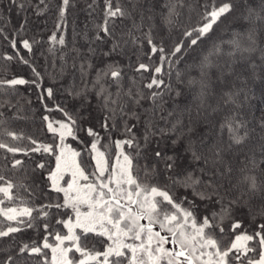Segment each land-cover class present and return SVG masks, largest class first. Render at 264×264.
<instances>
[{
  "label": "snow or ice",
  "instance_id": "1",
  "mask_svg": "<svg viewBox=\"0 0 264 264\" xmlns=\"http://www.w3.org/2000/svg\"><path fill=\"white\" fill-rule=\"evenodd\" d=\"M157 2L128 0L131 7H127L116 0L114 7L113 0H104L103 20L94 24V37L89 39L87 33L83 37L90 45L111 42L107 51L99 53L101 58L122 55L129 42L136 47L146 42L149 51L145 55L151 63L139 62L138 57L134 69L141 79L143 73L151 74L142 88L136 87L134 77L129 78V87H124L123 68L114 59L96 68L95 78L89 82L85 79L87 70L95 66L83 61L79 65L80 88L77 90L73 82L71 90L65 89L79 98V110L70 113L57 104L55 110L66 120L43 117L54 143L4 131L12 141L29 142L18 146L0 139L3 158L11 155V169L18 171L25 166L24 159H17V155L30 158L47 154L51 159L36 162L32 171H46L47 186L63 194L57 197L62 202L32 204L33 188L38 187L34 181L31 185L17 184L0 174V239H14L15 234L28 229L44 233L39 241L21 243L17 256L39 257L38 264H264V223L249 234L235 215L237 209L247 208L250 215L264 218V204L258 212L251 207L254 199L264 201V179L255 172H246L251 165L264 175V109L251 127L253 122L241 111L257 98L256 81L264 83V0H241L243 10L238 19L245 23L239 31L230 30L227 39L213 36V32L234 13V0L219 4L217 0H205L198 21L191 27L180 20L179 9L191 8L185 0H164L159 13ZM9 3L24 7L18 0ZM69 4L70 0L61 2L57 31L66 27ZM45 10L38 8L37 14ZM156 15L168 30L167 39L152 36ZM117 19L131 21L124 34L128 39L114 36ZM146 20L150 22L148 30L142 31ZM26 23V18L22 19L20 27ZM173 29L179 31V36L166 46ZM49 40L53 45L66 46L63 35L53 33ZM21 43L28 52L33 50L29 40ZM11 46L17 47L16 40ZM88 52L97 55L91 46ZM192 52L196 55L188 63L185 58ZM6 58L13 60L14 56ZM18 59L23 65L30 64L23 56ZM182 61L183 72L176 68ZM72 67L77 65L73 63ZM64 71L62 66L61 75ZM173 71L175 87L162 78L167 76L170 81ZM31 72L30 79L0 80V90L31 85L39 90L41 101L45 97L53 99L55 84L44 87V75L35 67ZM143 89L148 90L147 96ZM92 96L96 97L95 103ZM166 96L170 107H165L169 103ZM259 98L264 100V87L260 88ZM227 106H231L229 111L214 122L212 117L223 113ZM130 120L135 123L129 124ZM3 122L0 114V124ZM141 125L138 136L135 129ZM97 126L109 135L118 130L124 138L103 146ZM81 132L91 138L86 155L94 163L82 164L81 152L66 143L68 138L79 141ZM257 135L258 154L249 148L243 153V167L237 168L233 161L241 154L239 150ZM112 146L118 149L114 154H110ZM237 171L243 173L240 179H234ZM65 175L70 177L67 181ZM62 208L70 209L72 215L65 213L66 219H55L51 210ZM41 217L43 223H39ZM55 225H62L66 233L56 230ZM89 234L98 238L96 242L104 247L103 251L95 245L87 247ZM0 264H17L16 257L9 254Z\"/></svg>",
  "mask_w": 264,
  "mask_h": 264
},
{
  "label": "trees",
  "instance_id": "2",
  "mask_svg": "<svg viewBox=\"0 0 264 264\" xmlns=\"http://www.w3.org/2000/svg\"><path fill=\"white\" fill-rule=\"evenodd\" d=\"M62 0H18V3H23V9L13 6L9 3V0H0V29L3 32L0 33V80L12 79L14 77H23L25 79H30L32 77L31 67H35L38 71L44 75L45 79L43 81L44 87L52 86L55 84L54 92L55 96L53 99L45 97L43 101L38 98V89L31 85H17L14 88H8L5 86L4 89L0 90V114L3 116V123L0 124V139L5 142L18 146H26L29 142L27 140L22 141H12L10 137L4 135L5 130L15 131L17 133H23L25 137L31 136L39 142L45 144L54 143L53 134L47 131V122L43 117L47 116L50 120H66V117L55 110V105H60L66 111L70 113H75L78 111L79 98H74L70 91H65V89L71 90L73 82L78 90L81 86V77L79 65L83 61H91L95 66L92 69L87 70L88 75L86 76L87 81H92L95 78L96 68L103 66L104 63L108 62L110 59L117 60L118 63L123 68V85L125 88L129 87L130 77H134L136 80V87H143V84L147 83L151 78L150 73H143V79L141 75L135 72V67L139 62L151 63L148 56L145 55L149 51V45L145 42L142 47H136L131 42L124 46V51L122 55L113 56L111 58L99 56L102 51H107L110 46L109 43H92L91 45L85 41L84 34L87 33L89 39L93 38L96 32L94 24H98L103 20L104 12V0H70V4L67 9L66 14V27L62 31H57L56 24L59 15V7ZM123 6L131 7L128 4V0H120ZM210 2V0H209ZM222 2V0H217V4ZM164 0H158L156 4V12L162 11V4ZM186 5H191V8L184 7L179 9L181 12V23L185 27L194 26L199 19V15L202 11L200 5L205 3V0H185ZM116 0H113V6L115 7ZM235 11L223 20V23L214 29L213 36L222 35L227 39V33L234 29L236 31L241 30V24L245 23L238 19L239 13L243 10V4L241 0H234ZM89 5H92L89 8ZM39 9H46L42 14H37ZM26 18V25L21 28L22 19ZM139 19V17H137ZM149 21H145V26L142 31H147L149 27ZM131 27V21L124 19H117L115 21L114 36L116 38L128 39L126 34ZM55 33L57 37L63 35L66 40V46L53 45L49 40V37ZM140 35V33H136ZM152 36L155 39L168 38V30L163 25L159 15H156L155 21L153 22ZM179 36V31L173 29L171 31V39L168 40V45L170 46L176 38ZM27 39L30 43H33V50L28 52L23 49L21 41ZM141 39L143 37L141 36ZM16 40L17 47L13 48L11 46V41ZM96 48L97 55L93 56L89 54V47ZM76 49L78 51H73ZM12 55L13 60H8L6 57ZM196 53H190L185 59L188 63H191ZM23 56L25 59L30 61L29 65H23L19 62L18 57ZM65 60L67 63H65ZM155 60V57H153ZM77 65L76 68L72 67V64ZM130 65V66H129ZM63 66L65 69L64 73L61 75L60 69ZM176 68L183 72L185 70V63L182 61ZM165 79L166 83L171 82L173 87L176 86V75L175 71L171 76V80L167 76L162 77ZM110 83V81H109ZM90 86V85H89ZM264 87V83L260 80L256 81V96L250 102V107L246 106L241 111L245 119L252 121L251 126L255 125V119L261 115V109H264V100L259 98L260 88ZM112 91H115V86L112 87ZM144 94L148 95V90L143 89ZM93 103L96 101V97H91ZM166 100L169 98L166 96ZM144 106L148 107V102L144 101ZM214 103V101H213ZM11 105V106H9ZM44 105H47L45 108ZM171 101L165 105V107H170ZM231 106H227L224 112L212 117L213 121H218L220 116L226 114ZM49 109H53L49 111ZM135 123V121L130 120L129 124ZM117 128H119V121L117 122ZM97 130L100 131L101 145L107 146L110 144L111 140L123 139V135L120 131L114 130L111 134H107L100 130L97 126ZM136 134L139 136L142 133V125L135 129ZM257 134H259V128L256 129ZM80 140L74 141L72 138H68L66 143L70 144L77 151L81 152V157L79 158L82 162L88 163L91 158L86 155V146L89 144L90 137H87L84 133H78ZM80 141H83L81 143ZM58 143V140L55 141ZM249 148L253 151H259V139L254 137L251 142H249L243 149L239 150L241 154L236 157L233 161L237 168L243 167L241 161L244 159L243 153L248 152ZM102 150L103 147H102ZM114 146L110 149V154L117 152ZM126 151H131L127 149ZM4 150H0V174H4L7 179H12L14 183H25L33 184L35 182L38 187L33 188L34 196L32 198V204L50 203V202H62V199L57 200V197L62 198V193H55L47 186V172L46 171H36L33 172L32 169L35 168L36 162L42 159L47 161L51 159L47 157V154H34L32 157H21L17 155V159L23 158L25 161L24 168L20 170L11 169V155H8V159L3 158ZM150 162V161H149ZM111 163V160H110ZM143 163V161H141ZM264 168V165L261 166ZM87 171V169H86ZM246 172H255L258 178L264 179V175L261 174L260 170L252 169L249 165V169ZM243 173L236 172L234 174V179H240ZM69 175H65L64 180L67 181ZM18 192L24 196H28V193L23 192L21 189H17ZM45 193L47 196L45 197ZM199 203V202H197ZM264 204V201L259 199H254L251 201V207L253 212H258L259 206ZM31 206V205H30ZM203 208V206H201ZM53 216L55 219H66L64 215H72L70 209H52ZM207 214V213H204ZM35 215V213H34ZM236 218L242 220L244 229L248 231L249 234L257 230L259 224L264 223V218L259 215H250L247 208H240L236 210ZM43 218L39 223H43ZM55 224V220H52ZM56 230L60 231L62 234L66 233L67 229L63 228L62 225H55ZM44 233L37 232L33 229H28L24 232L15 234V238L12 237L0 239V261L7 258V255L11 254L16 257L17 264H38L39 257H28L24 255L23 257L17 256V250L21 243L30 242L31 240L39 241L43 237ZM52 239L51 237L49 238ZM98 238H93L92 234H89V239L87 241V247L90 249L95 245L97 250L103 251L104 247L97 243ZM82 243L84 240L82 238ZM252 242H250V246ZM251 255V254H250Z\"/></svg>",
  "mask_w": 264,
  "mask_h": 264
},
{
  "label": "rangeland",
  "instance_id": "3",
  "mask_svg": "<svg viewBox=\"0 0 264 264\" xmlns=\"http://www.w3.org/2000/svg\"><path fill=\"white\" fill-rule=\"evenodd\" d=\"M70 178V177H69ZM63 183V182H62Z\"/></svg>",
  "mask_w": 264,
  "mask_h": 264
}]
</instances>
